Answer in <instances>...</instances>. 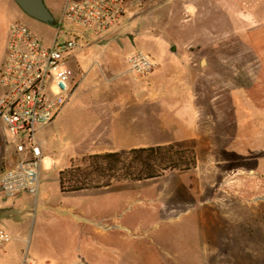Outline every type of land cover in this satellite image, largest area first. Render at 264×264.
I'll return each instance as SVG.
<instances>
[{
	"label": "rangeland",
	"instance_id": "obj_1",
	"mask_svg": "<svg viewBox=\"0 0 264 264\" xmlns=\"http://www.w3.org/2000/svg\"><path fill=\"white\" fill-rule=\"evenodd\" d=\"M147 1L141 6H149ZM43 2L54 20L60 19L65 0ZM171 2L174 0L160 3L162 8L157 12L164 23L154 29L152 36L127 45L130 50H141L162 61L157 69L158 83L171 81V86L177 88L187 83L181 66L164 62L160 48L165 40L177 45L180 57L188 42L205 41L208 49L209 39L223 40L220 45H225L223 52L229 63L230 56L238 51L246 54L241 56L245 58L241 64L250 60L255 64V55L264 57V22L254 1H234L225 13L220 11L224 10L220 0H213L206 20L200 13L184 19L179 11L170 20L165 19ZM252 15L258 18L256 23L251 21ZM13 20L25 24L41 44L48 45L57 36V22H39L20 12L12 0H0V67L8 24ZM117 28L112 27L102 36ZM58 32L59 39L77 36L81 45L96 39L77 23H62ZM72 66V61L66 60L56 73H68ZM237 76L242 78L240 86H247L248 77ZM230 84L238 86L237 82ZM158 91L169 96L167 90ZM217 92L213 107L208 106V121L199 124L200 133L213 134L177 144L195 149L197 164L193 169L172 170L159 178L113 183L66 195L59 193L52 172L46 185L49 198L58 204L53 210L55 219L43 218L40 211L47 210L37 206V217L31 214L27 226V233H32L30 246L35 233L36 237L50 236L53 242L36 241L35 245L42 244L51 252V264H63L60 252L71 257L87 256L90 264H264V107H258L264 104V94L256 93L253 109L236 88L224 87ZM6 150L9 160L16 159L13 148L0 141V168H4ZM65 161H57L56 168L66 167ZM212 167L226 171L217 175L210 170ZM207 171L211 175L207 176ZM207 180L214 184L209 186Z\"/></svg>",
	"mask_w": 264,
	"mask_h": 264
},
{
	"label": "crops",
	"instance_id": "obj_2",
	"mask_svg": "<svg viewBox=\"0 0 264 264\" xmlns=\"http://www.w3.org/2000/svg\"><path fill=\"white\" fill-rule=\"evenodd\" d=\"M142 1L125 15L121 26H118L119 29L80 44L66 59L71 60L73 66L64 74L76 87L58 116L37 131L36 142L40 144L43 154L38 193L33 196L27 192H19L14 197H5L0 192V226L7 229L12 238L0 248V264L53 262L50 259L53 256L50 251H46L42 244L35 245L36 241L51 242L52 238L48 235L36 237L35 233L31 247L32 233H27V226L31 214L35 213L37 217V206L47 210L46 213L40 211L43 218H54L53 210L58 204L49 198L46 181L49 180L50 174L55 172L59 190L58 173L62 169L56 168L57 161L66 158L68 165L71 158L86 154L121 152L134 147L167 143H173L177 148H186L188 146L177 144L191 137L196 140L207 139L213 134L200 133L199 124L208 121V106L213 105L211 103L216 99L217 91L224 87L236 88L238 95L248 101L253 109L257 105L256 93L264 94V57L259 59L255 55V64L252 60L241 64L240 61H244L246 54L241 55L238 51L234 56H230L229 63L223 52L225 45H220L223 41L220 39H209L208 49L205 41L188 42L184 45L181 57L173 41L163 42L160 49L164 62L169 66H181L187 78L185 87L171 86V81L165 85L158 83L157 69L162 61L156 58H152L156 63L154 70L147 75L137 76L129 71L125 61L131 48L127 45L137 39L152 36L154 29L164 23L162 16L157 12L162 8V0H149V6H141ZM234 1L238 0H220L221 8L224 7V10L220 11L228 12L230 3ZM252 1L256 10L262 14L261 21L264 22V0ZM212 2L213 0H174L168 7L169 11L165 13L168 15L165 19L170 20L179 11L184 15V19L200 13L206 20L210 18ZM177 4L178 7H172ZM17 8L22 12L18 6ZM250 18L253 23L258 21L254 15ZM54 39L48 45H51ZM237 74L248 77L247 86H240L242 78ZM242 81L246 85L244 79ZM231 82H237L238 86H232ZM157 89L167 90L169 96ZM263 105L258 107H264ZM15 157L14 161L9 160L6 150L3 155L4 169L12 167L21 156L16 154ZM215 165L218 166L219 163L215 161ZM210 170L217 175L219 171H226L216 167ZM211 173L207 171V176ZM213 184L214 182H209V186ZM200 191L203 192L202 188ZM59 193L66 195L69 192L59 190ZM39 194L42 198H39ZM122 227L126 228L124 225ZM60 253L64 255L63 264H90L87 256L71 257L67 252Z\"/></svg>",
	"mask_w": 264,
	"mask_h": 264
},
{
	"label": "built area",
	"instance_id": "obj_3",
	"mask_svg": "<svg viewBox=\"0 0 264 264\" xmlns=\"http://www.w3.org/2000/svg\"><path fill=\"white\" fill-rule=\"evenodd\" d=\"M142 0H66L57 21V36L51 45L41 44L23 23L8 26L5 55L0 67V141L12 146L21 157L0 171V192L14 197L19 192L36 196L40 181L42 148L37 131L56 118L70 99L76 85L56 70L63 65L80 39H59L62 23H77L88 36L100 38L119 26L125 15ZM132 73L144 76L155 68L146 53L132 49L126 56ZM11 234L0 226V248L11 241Z\"/></svg>",
	"mask_w": 264,
	"mask_h": 264
},
{
	"label": "trees",
	"instance_id": "obj_4",
	"mask_svg": "<svg viewBox=\"0 0 264 264\" xmlns=\"http://www.w3.org/2000/svg\"><path fill=\"white\" fill-rule=\"evenodd\" d=\"M196 164L195 149L177 148L173 143L86 154L71 158L59 171L58 187L60 192L99 189L113 183L159 178L172 170L187 171Z\"/></svg>",
	"mask_w": 264,
	"mask_h": 264
},
{
	"label": "water",
	"instance_id": "obj_5",
	"mask_svg": "<svg viewBox=\"0 0 264 264\" xmlns=\"http://www.w3.org/2000/svg\"><path fill=\"white\" fill-rule=\"evenodd\" d=\"M20 10L26 15L37 19L39 22L53 24L54 17L45 6L43 0H13Z\"/></svg>",
	"mask_w": 264,
	"mask_h": 264
}]
</instances>
